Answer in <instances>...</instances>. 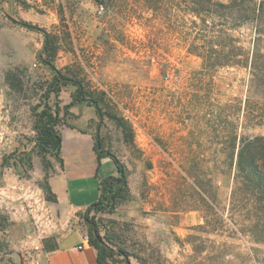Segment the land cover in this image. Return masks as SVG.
<instances>
[{"label":"rangeland","instance_id":"obj_1","mask_svg":"<svg viewBox=\"0 0 264 264\" xmlns=\"http://www.w3.org/2000/svg\"><path fill=\"white\" fill-rule=\"evenodd\" d=\"M158 1L108 0L101 11L96 0H0V264H26L9 238L12 223L4 204L12 199L5 189L8 175L37 191L47 176L61 170L48 156L55 173L46 172L35 147L34 112L42 111L45 102L53 107L57 103L54 94L48 98L54 73L38 61L44 44L41 31L60 42L56 68L81 81L85 93L92 95L81 102L89 118L87 131L101 143L103 153L116 156L128 170L131 200L114 214L78 213L87 233L86 219L97 225L117 264H264V244L239 232L240 224L231 219L230 150L216 138L226 136L230 126L217 131L213 124L208 127L204 115L209 105L203 106L197 90L202 60L189 53L191 38L182 30L181 10L170 1L161 10L148 8ZM252 27L230 34L251 53L258 49L264 54V37L256 38ZM9 73L16 88L7 80ZM251 78L245 68L219 69L211 103L236 106L228 115L230 121L240 117V133L264 136V122L244 117L248 97L252 103L264 102V86L250 90ZM75 92L72 84L63 88L62 115ZM97 102L102 117L94 107ZM188 114L193 119L185 121ZM114 115L132 127L133 142H126ZM75 120L67 111L66 123L59 127L68 168L83 163L94 167L90 148L69 133ZM116 174L113 161L102 160L99 176ZM96 183L85 184L77 198L96 201Z\"/></svg>","mask_w":264,"mask_h":264},{"label":"trees","instance_id":"obj_2","mask_svg":"<svg viewBox=\"0 0 264 264\" xmlns=\"http://www.w3.org/2000/svg\"><path fill=\"white\" fill-rule=\"evenodd\" d=\"M100 6L108 0H96ZM175 3L182 12V30L190 36L189 53L195 54L202 60V69L196 72L199 77L197 90L203 94V106L209 105L204 117L208 127L213 124L214 131L220 130L222 125H229L230 130L227 135L221 137L218 134L217 140H223L219 144L225 145L230 152L227 157L230 161V168L233 169V188L230 196L231 219L240 224L239 232L250 237L256 244H264V136L246 135L240 133V117L235 121L228 112L236 108L232 105H221L211 103L213 94V77L219 69L224 68H245L250 71V90L255 86H264V54L258 49L246 50L238 38L230 33L236 32L238 28L246 25L253 26L256 38L264 37V0H159L154 6L148 7L153 11L161 10L168 2ZM166 2V4H165ZM182 6V7H181ZM24 27L35 30V27L22 23ZM182 31V32H183ZM44 35V44L38 61L47 66L54 73V78L50 84L48 98L54 94L57 103L55 107L45 102L42 111L35 110L34 130L37 134L35 147L46 172L54 168L48 156L54 157L60 167L64 169L62 158L63 137L59 127L66 123L65 116L72 107L82 105L81 102L92 99V95L85 93L84 85L78 79H70L60 72L55 66V60L61 50V45L56 35L41 31ZM257 40V39H256ZM13 73L7 75L10 85L16 88L13 83ZM72 84L76 87V92L71 95L72 101L64 107V115L60 108V94L63 88ZM88 98V99H87ZM92 106V105H91ZM97 115L102 117L100 104L94 106ZM191 110V107H189ZM188 109V108H187ZM241 112V109H237ZM244 114L247 120L250 117L258 119V124L264 122V102H251L248 97L245 100ZM261 111L262 115H257ZM193 116H199L193 114ZM124 133L127 143L133 142L132 127L124 118L114 115L111 117ZM193 119L188 114L186 120ZM94 151L99 163L105 158L113 161L117 168V176H108L100 182V197L98 202L88 208L99 213L114 214L121 204L128 202L132 198L128 179V170L121 161L111 153H103L102 145L99 141H94ZM9 157L4 158V163ZM28 162H31L29 159ZM196 165L194 162L191 166ZM55 173V172H54ZM49 178L40 188L45 194L48 202L57 203V196L53 193L49 184ZM195 178V177H193ZM197 180V179H196ZM204 185L200 181H196ZM197 184V183H196ZM217 220L220 219L218 213L215 214ZM213 217V218H215ZM89 243L97 250L98 264H117L114 259L113 250L105 243L97 225L87 219ZM241 221V222H239ZM210 223V221H208ZM44 246L47 250V242ZM56 246L52 247L54 250ZM254 261V260H253Z\"/></svg>","mask_w":264,"mask_h":264},{"label":"crops","instance_id":"obj_3","mask_svg":"<svg viewBox=\"0 0 264 264\" xmlns=\"http://www.w3.org/2000/svg\"><path fill=\"white\" fill-rule=\"evenodd\" d=\"M70 112L76 120L70 125L69 133L78 143L90 148L95 159L94 167L83 163L81 168L70 170L62 152L64 169L61 168L49 178L57 203L48 202L41 189L33 191L27 189L20 179H13L9 175L7 178L6 194L12 198L4 199L12 223L9 238L16 252L24 255L26 264H98L97 250L90 245L88 233L80 223L78 213L88 210L99 200L100 182L103 179L99 176L101 163L94 151V139L87 131L89 118L84 116L83 105L72 107ZM77 122H81V126H77ZM64 146L63 138L62 151ZM93 180H97L98 185L96 201L88 202L77 198L76 194L82 193L85 184ZM44 240H49L47 250ZM54 246L56 248L53 250Z\"/></svg>","mask_w":264,"mask_h":264},{"label":"built area","instance_id":"obj_4","mask_svg":"<svg viewBox=\"0 0 264 264\" xmlns=\"http://www.w3.org/2000/svg\"><path fill=\"white\" fill-rule=\"evenodd\" d=\"M103 9H104V7H103V6H100V10L102 11ZM101 11H100V12H101Z\"/></svg>","mask_w":264,"mask_h":264}]
</instances>
